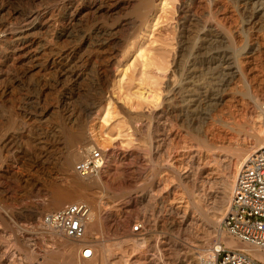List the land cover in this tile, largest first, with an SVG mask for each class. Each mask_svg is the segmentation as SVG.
I'll list each match as a JSON object with an SVG mask.
<instances>
[{
  "label": "rangeland",
  "instance_id": "374dc122",
  "mask_svg": "<svg viewBox=\"0 0 264 264\" xmlns=\"http://www.w3.org/2000/svg\"><path fill=\"white\" fill-rule=\"evenodd\" d=\"M68 1L71 9L82 3L80 6L83 8V16H80L79 22L81 24L93 21L112 22L115 18L132 14V8L126 3L123 4L127 0H118V9L113 10L105 7V0H0V6L13 12L11 18L0 14V23H10L14 26L24 19L22 14L30 8H51ZM108 1L114 4L117 0ZM165 3V7L157 4L154 6L152 14L147 18L145 30H141L143 37L138 45L152 55L153 60H157H154L155 64L148 68V72L142 74L139 60L136 61L134 53L137 45H134L124 56L117 53L108 72L113 81L118 78L116 75L121 74L120 88L117 90L115 86V96L117 99L118 96L127 97L125 102L119 98V104L145 115L142 121L137 122L139 128L136 133L132 134L127 129L117 105H114L108 121L103 119L105 74L99 78L96 73L94 55L89 52L90 46L74 38H70V41L65 39L63 42L74 47L70 58L71 65L84 62L89 65V74L82 84L80 98L71 99L65 112L76 116L79 113V103L88 102L100 94L104 95L102 108L99 107L100 110L97 111L99 115L94 112L92 115L95 116L88 118L86 130L87 135L95 139L97 144L94 146L102 148L107 159L104 169L97 176L101 182L98 189L101 206L98 212L101 236L98 238L101 239L96 238L98 234H92L87 228L85 238L92 243L98 239L104 245L105 264H145L144 258L149 261L146 264L184 262L189 257L190 250H196L193 245L199 237L204 241L199 250L208 252L207 257L219 241L226 245L222 236L231 237L221 228L223 216L217 224L211 223L209 218L223 209L224 215L233 184L230 156L236 148L250 143L253 135L261 129L256 115L260 112L264 118L260 107H250L248 96L256 94L259 101L264 102V29L237 33L242 14L229 0H166ZM207 12V19L217 23L227 32L230 45L239 51L238 53L243 46L254 44L249 57L239 54L240 60L246 64L242 79L240 82L231 81L223 92L227 94L224 99L208 109L202 118L198 117L199 120L195 119L191 123L188 121V125L179 111L171 112L167 118L157 117L156 113L162 109L165 91L167 92L179 78L180 67L177 61L183 62V59L190 57V48L182 50L180 45L191 38L189 30L197 24L201 16L205 17L204 13L207 16ZM59 27V21L55 22L52 30ZM52 30L41 32L37 43L26 48L27 55L31 54L38 44L49 41L52 38ZM125 33V28L117 31L116 38L125 36ZM6 45L0 42V62L3 60V53L9 50ZM31 61L32 57L23 61L7 60L11 65L14 63L17 71L28 69ZM132 61L135 67H128L125 73L127 75L123 77L126 65ZM30 75L26 74L14 87L11 102L8 101V105L0 111V190L7 196L21 194L20 200L10 204L8 210L0 207V216L4 220L0 221V264H36V258L41 254L55 250L56 237L63 238L70 244L76 242L49 231L40 234L37 230L42 214L58 210L47 208L50 193L41 187V181L56 178L57 183L67 185L61 174L56 173L54 169L51 171L52 164L48 163L59 155V147L61 142L65 141L67 131L64 132V128L60 126L62 117L39 114L43 104H50L55 100L58 95L57 88L52 81L41 79L37 85V79ZM143 77L145 81L141 82ZM40 86L43 87V92L38 94ZM147 88H152L159 96L144 101L132 95L137 89L145 91ZM234 90L237 92L233 97L230 91ZM238 90L245 91V96L238 93ZM261 95L263 98H260ZM28 109L33 112H28ZM28 152L31 156H37L38 163L32 164L27 160ZM15 177L21 178L19 183L28 186L24 185V190H14ZM196 203L201 206L199 210L205 217H199ZM29 207L36 208L41 215L33 218L17 216V212L30 210ZM137 221L146 227L144 238L138 237V233H133L132 226ZM133 239L139 241L136 248H130L129 244ZM125 241L127 242L124 243ZM206 256L204 258H207Z\"/></svg>",
  "mask_w": 264,
  "mask_h": 264
},
{
  "label": "bare ground",
  "instance_id": "6f19581e",
  "mask_svg": "<svg viewBox=\"0 0 264 264\" xmlns=\"http://www.w3.org/2000/svg\"><path fill=\"white\" fill-rule=\"evenodd\" d=\"M229 1L232 2L236 9L242 14L241 25L237 28V33H241L242 31L244 32L245 30L257 32V30L264 29V0ZM165 2L166 0L124 1L123 4L126 3L128 7L132 8L130 9L132 10L130 11L132 14L127 17L124 16L122 18H115L112 22L105 21V23L102 21H93V23L86 24L79 23L81 20L80 16L83 14H81L83 8L80 6L82 3H78V5H75L71 9V6H69L70 1L66 4H56L51 8H47V6L30 8L22 14V18L24 19L21 22L16 23L14 26H11L10 23V25L4 22L0 23V32H2L0 35V42H4L9 47V50L3 53V60L1 59L2 61L0 62V111L8 105V101L11 102L10 99L14 93V87L21 82L26 74L30 73L31 77L33 75L38 81L37 85L39 84L40 79L46 80V82L52 81V84L58 90V95L52 103L43 104V106L39 109V114L62 117V120H60V126L64 128V132L67 131L65 141H62L60 144L59 155L48 163L52 164L51 171L54 169L56 173L61 174L62 179L65 183H67V185L65 186L64 184V186H62L61 183H57L55 180L56 178H52L51 180L48 178V181H43L44 183L41 181V187L50 193V200L47 205V208L49 209H59L65 204L75 201L87 202L91 206L92 217L87 223L86 228L92 234H98L96 235V238L101 236V224L98 218V212H100L99 210L101 209L99 204L100 197L98 196V189L101 186V182L97 177L98 175L90 180L79 177L74 172L73 167L75 162L81 158V152L84 148H90L97 144L95 139L86 133L87 121L88 118H91V116H95L92 114L94 112V114H96L97 111L100 110L98 109L99 107L102 108L101 104L103 103L104 95L100 94L88 102L85 101V103H79V113L78 115L75 114L76 116H71L69 111L68 113L70 114L65 112L67 104H69L71 99L80 98L79 96L81 95L82 84H84V81L89 74V65H87L88 63L84 64L86 62L83 64L71 65L70 58L74 52V47L70 46V43L64 44L63 42H65V39H69L70 41V38H74L78 39L82 43L86 42V44L90 46L91 51L89 50V52L94 55L93 63L95 64L96 73L99 78L105 74V108L103 105V119L107 122L109 116L113 113L114 105H117L119 109L118 112L124 117L127 129H129L132 134L133 132L136 133L139 128V126H137V122L142 121L145 115L143 113L130 110L124 104H119V98L125 102L127 97V95L124 96L125 98L118 96L117 99V96H115V94H117L115 86L117 90L120 88V82L122 80L121 74L116 75V78H118L113 81L108 75V72L114 64L113 60H115L117 53H122V56H124L130 52V48H133L134 45H137L134 53H136V61L139 60L142 68V74L148 72V68L155 64V58L153 60V56L146 53L138 45L143 37H141V30L144 29L147 18L152 14L154 6L156 7L157 4L165 7L167 6ZM105 3L103 4L105 7L107 6L109 10L116 9L118 6V0L115 1L114 4L109 3V1L107 2V0H105ZM98 6H100V4ZM5 9L6 8L4 6H0V14L4 15L5 18H11L13 12H9ZM204 15L205 17L201 16L202 18L200 17V19L197 20V24H194V27L189 30L192 35L191 38L183 41L180 45L182 50L190 48V57L189 59L187 58V60L183 59V62H179V60L177 61L178 66L180 67L179 78L175 83H173L167 92L165 91L162 109L156 113L157 117L167 118L171 112L179 111L178 113L185 118L188 125V121L191 123L195 119L199 120L197 119L198 117H201L208 109L224 99L227 94L223 92L225 87L231 81L235 80L240 82L242 79L243 68L246 67V64L240 60L241 56H239V54H242L243 57L246 58L249 57L254 44L243 46L241 48V52L238 53L239 51L230 45V37L227 32L217 23L207 19L209 16L208 12L207 16L206 13H204ZM58 21L60 27L52 30L55 22L58 23ZM123 28L126 29L125 36L117 39L115 34ZM48 29L49 31L50 29L53 31L51 33L52 38H49V41L38 44L39 46L37 45V48L31 54L27 55L28 51L26 48L31 47L36 40L39 39V34L47 31ZM77 42L78 41H76V43ZM119 47L121 48L119 49ZM27 57H32V63L26 70L17 71L15 70V65H13L14 63L11 65L10 62H7L8 59L23 61ZM57 63L61 66L56 65ZM94 64H91V66ZM128 67H135L134 62L132 61L131 64L126 65L124 74L122 73L123 77L127 75L125 73ZM142 81H145V77L142 78L141 82ZM243 90H238V93H242L245 96V91L243 92ZM41 92H43V87L40 86L38 94ZM236 92L237 90L232 92L230 91V94H233L234 97ZM132 95L144 101H148L149 99H154L159 96V94L152 88L145 91L137 89ZM248 96L250 107L253 109L260 107V104L263 103L259 101L256 94H248ZM260 98H263V95H261ZM28 110V112H33V110ZM97 114L99 115V113ZM256 116L257 121L260 122L261 129L258 133L253 135L250 143L236 148L230 156L229 165L232 166V170H230L233 172L232 183H234L236 173L244 164L247 155L254 149L264 146V118L261 117L260 112ZM27 160L30 161V163H38L39 159L36 155L31 156L28 152ZM20 179L17 177L14 178V190H24V187L28 186V184H24V186L19 183ZM31 180L34 182L33 179ZM31 180L29 181L31 182ZM33 182H31V184ZM231 186L233 187V184H231ZM19 194L14 193L7 196L3 190H0V207L5 211L8 210L10 204H15L20 200L21 194ZM198 204L199 203L195 204V208L200 217L204 214L200 212L201 210L199 209H201V206ZM223 211L224 209L213 213L209 218L211 223L213 222L217 224L223 216ZM37 215H41V212L33 207L25 212H17V216L25 218H33ZM0 221L4 222L2 216H0ZM98 239L92 245L95 256L97 255V258H94L93 260H79L78 249L80 244L78 242L70 244L63 240V238L61 239L56 237L55 241H57V247H55V250L52 249L41 254L36 258V264H105V247ZM222 239L225 240L226 246L248 249L252 255L264 260V250L259 251L255 248L249 249L246 245L240 244L231 238L222 236ZM126 242L127 241L124 243ZM138 242L139 241L137 239H133L132 243L129 244L130 248L132 246H138ZM203 242L204 241H202L201 237L197 238L195 240V244L193 245L196 250L189 247V249H191L190 255H188L189 257L186 261H179L177 264H200L203 261L204 256L208 255V252L203 253L199 250L203 247ZM122 245L125 246L124 244ZM187 252L189 253V250H187ZM182 258L181 260H185V258Z\"/></svg>",
  "mask_w": 264,
  "mask_h": 264
},
{
  "label": "built area",
  "instance_id": "2783aa9c",
  "mask_svg": "<svg viewBox=\"0 0 264 264\" xmlns=\"http://www.w3.org/2000/svg\"><path fill=\"white\" fill-rule=\"evenodd\" d=\"M260 110L264 112V102L260 104ZM106 161L105 152L99 146L84 148L73 170L83 179H92L101 173ZM91 217V206L85 201H75L42 214L37 230L40 234L49 231L78 242L79 260H93V243L85 238L86 225ZM221 228L247 248L264 250V146L250 152L236 173ZM132 230L138 233V237L144 238L147 233L139 221ZM143 262L149 261L144 258ZM201 264H264V260L252 255L248 249L228 247L219 241Z\"/></svg>",
  "mask_w": 264,
  "mask_h": 264
}]
</instances>
